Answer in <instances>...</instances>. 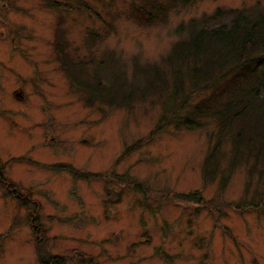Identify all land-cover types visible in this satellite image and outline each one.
Returning a JSON list of instances; mask_svg holds the SVG:
<instances>
[{
	"label": "rangeland",
	"instance_id": "1",
	"mask_svg": "<svg viewBox=\"0 0 264 264\" xmlns=\"http://www.w3.org/2000/svg\"><path fill=\"white\" fill-rule=\"evenodd\" d=\"M81 1L94 12L0 0V161L11 188L7 194L0 183V264H44L41 255L64 264H264L257 173L251 180L244 162L223 185L206 179L217 121L160 124L155 99L172 105L175 84L146 83V63L169 70L162 59L182 37L180 23L218 8L264 7V0H198L152 25L131 16L130 0H71ZM59 26L71 57L90 60L76 75L83 84L125 75L145 87L146 100L126 104L133 108L87 105L56 55ZM197 94L191 103L205 95ZM28 195L38 211L20 204Z\"/></svg>",
	"mask_w": 264,
	"mask_h": 264
},
{
	"label": "trees",
	"instance_id": "2",
	"mask_svg": "<svg viewBox=\"0 0 264 264\" xmlns=\"http://www.w3.org/2000/svg\"><path fill=\"white\" fill-rule=\"evenodd\" d=\"M130 1L131 16L141 25H152L168 20L171 12L180 11L198 0ZM81 3L75 5L71 0H44L43 4L61 12L82 9L94 12L90 3ZM176 30L182 37L174 41L162 59L169 70H161L158 62L146 63L151 73L146 80L149 86L155 88V85L163 84L168 87L171 78L175 84L170 95L174 99L172 105L164 103L162 97L155 99L163 106L160 124L166 125L171 117L176 126L199 127L203 125L204 118L214 117L217 130L211 135L215 140L204 157V177H219L220 185H223L230 179L233 169L245 162L250 163V179H254L253 174L257 173V182L261 181L264 186V7L258 4L244 8H218L212 14L205 13L180 23ZM53 43L67 78L75 88L84 91L87 105L104 103L133 108L134 104L130 105L132 107L126 104L146 100L143 96L145 87L137 85L136 79L130 81L125 75H112L111 79L101 75L99 79L83 84V79L76 75L80 74L82 65L90 64V60L71 57L70 38L61 26L56 28ZM197 93L205 95H199L198 101L191 103ZM227 140H230L231 147L229 158L223 164ZM2 170L0 161V183L8 194L11 188L6 185ZM64 170L83 177L75 168L64 167ZM20 204L28 209L33 206L38 211L36 205L39 203L29 195L21 198ZM40 257L44 264L54 260L65 263L57 255Z\"/></svg>",
	"mask_w": 264,
	"mask_h": 264
}]
</instances>
